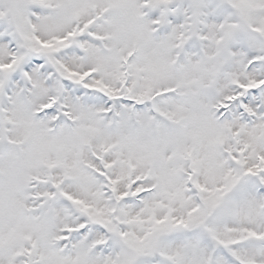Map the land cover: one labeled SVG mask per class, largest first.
<instances>
[{
	"label": "snow or ice",
	"instance_id": "6c2138e0",
	"mask_svg": "<svg viewBox=\"0 0 264 264\" xmlns=\"http://www.w3.org/2000/svg\"><path fill=\"white\" fill-rule=\"evenodd\" d=\"M0 264H264V0H0Z\"/></svg>",
	"mask_w": 264,
	"mask_h": 264
}]
</instances>
